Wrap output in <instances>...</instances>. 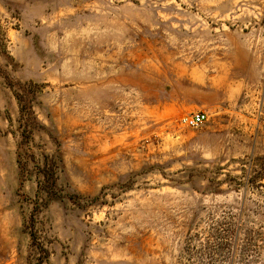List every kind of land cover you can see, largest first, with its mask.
<instances>
[{
    "label": "rangeland",
    "instance_id": "1",
    "mask_svg": "<svg viewBox=\"0 0 264 264\" xmlns=\"http://www.w3.org/2000/svg\"><path fill=\"white\" fill-rule=\"evenodd\" d=\"M0 49V264H264V0H0Z\"/></svg>",
    "mask_w": 264,
    "mask_h": 264
},
{
    "label": "trees",
    "instance_id": "2",
    "mask_svg": "<svg viewBox=\"0 0 264 264\" xmlns=\"http://www.w3.org/2000/svg\"><path fill=\"white\" fill-rule=\"evenodd\" d=\"M2 50L0 49V54H2ZM14 94H15V97L17 98L18 102H19V105H20V115H21V118L22 117H25V118H28V119H31L33 118L34 116V112L32 111V101L31 100H23L21 99V96L16 92L14 91ZM22 144L19 143L18 144V153H17V160H18V164H19V168L21 169V172L23 171H26V165L22 162ZM57 160H58V156H54L53 158L51 157V161L50 163H47L45 164V167H48L50 169V175H53L52 174V171L54 169V167L57 165ZM49 175V176H50ZM51 179H44V182L49 184H51V186H53L55 184V179L53 177H49Z\"/></svg>",
    "mask_w": 264,
    "mask_h": 264
},
{
    "label": "built area",
    "instance_id": "3",
    "mask_svg": "<svg viewBox=\"0 0 264 264\" xmlns=\"http://www.w3.org/2000/svg\"><path fill=\"white\" fill-rule=\"evenodd\" d=\"M206 119H207V115L205 113L197 112L183 116L180 122L182 125L186 127L195 128L203 124Z\"/></svg>",
    "mask_w": 264,
    "mask_h": 264
}]
</instances>
